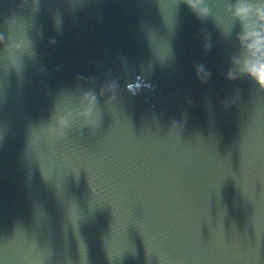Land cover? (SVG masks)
Here are the masks:
<instances>
[{
  "label": "water",
  "instance_id": "obj_1",
  "mask_svg": "<svg viewBox=\"0 0 264 264\" xmlns=\"http://www.w3.org/2000/svg\"><path fill=\"white\" fill-rule=\"evenodd\" d=\"M231 3L0 0V264H264Z\"/></svg>",
  "mask_w": 264,
  "mask_h": 264
},
{
  "label": "clouds",
  "instance_id": "obj_2",
  "mask_svg": "<svg viewBox=\"0 0 264 264\" xmlns=\"http://www.w3.org/2000/svg\"><path fill=\"white\" fill-rule=\"evenodd\" d=\"M189 6L198 14H206L207 9H197L202 0H187ZM232 30L237 32L240 55L238 63L243 77L255 86H264V0H233L229 6ZM89 99L95 102V97Z\"/></svg>",
  "mask_w": 264,
  "mask_h": 264
},
{
  "label": "snow or ice",
  "instance_id": "obj_3",
  "mask_svg": "<svg viewBox=\"0 0 264 264\" xmlns=\"http://www.w3.org/2000/svg\"><path fill=\"white\" fill-rule=\"evenodd\" d=\"M261 79L264 80V74H262Z\"/></svg>",
  "mask_w": 264,
  "mask_h": 264
}]
</instances>
